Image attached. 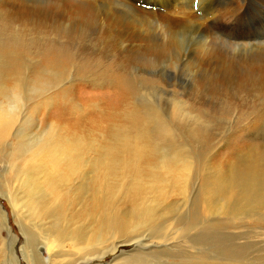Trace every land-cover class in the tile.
Listing matches in <instances>:
<instances>
[{"label": "rangeland", "instance_id": "obj_1", "mask_svg": "<svg viewBox=\"0 0 264 264\" xmlns=\"http://www.w3.org/2000/svg\"><path fill=\"white\" fill-rule=\"evenodd\" d=\"M236 2L0 0V105L24 98L0 138V264H264V83L244 86L264 72V0L239 20ZM143 130L156 156L108 172L106 147ZM68 139L76 167L51 153ZM163 159L188 177H160Z\"/></svg>", "mask_w": 264, "mask_h": 264}, {"label": "bare ground", "instance_id": "obj_2", "mask_svg": "<svg viewBox=\"0 0 264 264\" xmlns=\"http://www.w3.org/2000/svg\"><path fill=\"white\" fill-rule=\"evenodd\" d=\"M238 1L239 2H236V6H234V8H233L234 10L231 12V14L234 16L233 18H237L239 20V18L242 15L241 14L242 13L241 10L244 9V7H243V5H244L243 3L244 2L242 3V0H238ZM189 24H190V18H189V16H187L185 19H183L181 21V25H184V27L187 26V25H189ZM212 24H213L214 28H217V29L219 28L223 32H225V29L228 26V23H225V22L222 21V17H221L220 20L217 19ZM186 28L187 27L182 28L181 29V32L184 29L186 30ZM224 62H225V60H224ZM259 63H260V65H258ZM257 65L260 66V67H264V60H261V61L259 60L257 62ZM229 66H231V64H229ZM224 69L228 73V71L230 70V67L225 66ZM224 73H225V71H224ZM227 73H225V74H227ZM231 75H232V73H231ZM238 79H236V80H238ZM250 81H252L253 83H250V82L247 81V82H245L244 86L246 87V85L248 84V87H249V86H252V85L264 83V72L260 75L259 79H257V80H250ZM254 89H256V88H254ZM23 100H24V98H23V96H21L20 93L14 92L12 94V105L10 107H7L5 109H2V106L0 105V111L2 110L0 112V138L2 137V135L4 134V132L6 131V129L8 127H12V125L14 123V120H15V114L17 116L18 109L21 106ZM130 116L131 117L128 118V123H130L132 125V127L135 126V127L138 128V125L140 127V120H142V119L139 117V115L135 114V112H131V115ZM74 140L77 141L78 143H81V141L79 139H75L74 138ZM116 141H120V143L122 144V146H119V145H110L109 147H106L105 153L102 154L101 164H103L104 166H108L109 167L108 172L111 171L115 166L114 165H107L106 164V161H108V160H110V161H116L117 160V157L120 156V155H122L123 153H128V154H133L134 155V157H132V160H133V162H132L130 160L125 159L126 158V154H124L122 165L125 166V169H129L132 166H134L135 169H137L140 166H142V162L144 160H146L148 158H151L152 155L153 156H156L155 154L157 152L152 151V147L150 146L151 143H153V142L151 141V136L149 134V130H143L142 133L141 134L139 133L136 138L135 137L126 136V138H124L123 140H121V138H118ZM76 146H77V144L74 143V142H72L69 139L66 140L65 142H62V143L61 142H57L53 146V150H51V153H52L53 157L56 160H58L60 162L70 163L72 166L76 167L78 165L80 159H81V154H80L79 150H76ZM162 156H164V158L167 159L168 156H170V155L169 154L166 155V154L163 153V154H160V157H162ZM162 161H164V165L161 168L162 171L160 172V177H161V175H163L166 178L165 179L166 181H170L169 180L170 178H174L176 181H182L184 179V176L185 177H188V173L186 174L185 172H187V171H189L191 169V167H190L191 164L190 163H186L185 166H183L182 168H177L174 165V163L173 162H169V160H166L165 161L163 159ZM177 173H178V176L176 175ZM180 176H182V177H180ZM29 180H31V178H29ZM24 182L27 183L28 181L25 180ZM228 184H229L228 188H226V189L223 188V189L229 190V192H230L233 187H232V185L230 183H228ZM34 185L38 188V186L36 184H34ZM34 185L29 190V193H30V197L31 198H33V195H34L33 193L36 190ZM230 193H233V192H230ZM34 209L40 211L36 207H34ZM148 213H149L148 210H144L142 213L139 214V218H142L143 216L147 215ZM105 219H107V221L109 223H115L116 220L118 222H120L122 220V218L121 217H118V214H116L114 212H112L111 214H109L108 216H106ZM119 226H120V224H119ZM51 237H57L58 238L57 241H59V242H61L62 240H65V239H62V237H60V236H58L56 234H54ZM90 237L91 236L86 235V233H84V239L86 241L88 239H90ZM70 239H72V242L70 244H68V246H75V245H78V244H86V242L82 239V237L80 235V232H77V234L73 238H70ZM63 261H64V259L63 260H58L57 259L56 262L59 263V264H63ZM140 264H142V263H140Z\"/></svg>", "mask_w": 264, "mask_h": 264}]
</instances>
